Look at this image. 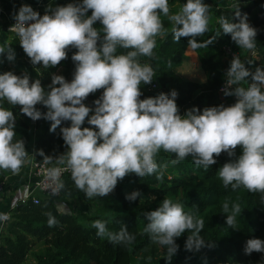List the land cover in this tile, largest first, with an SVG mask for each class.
Returning <instances> with one entry per match:
<instances>
[{
    "label": "clouds",
    "instance_id": "obj_1",
    "mask_svg": "<svg viewBox=\"0 0 264 264\" xmlns=\"http://www.w3.org/2000/svg\"><path fill=\"white\" fill-rule=\"evenodd\" d=\"M234 15L237 22L220 17V29L239 49L254 52L257 30L238 7ZM161 16L172 25L174 42L190 38L189 47L204 46L196 40L209 27V5L203 0H186L174 13L169 0H81L55 8L50 4L43 16L29 5H22L15 14L11 30L33 66L56 67L68 58L69 48L76 49L71 57L75 64L72 80L53 74L48 91L40 80L31 81L27 74H0V103L19 106L33 121H50L51 132L70 122V126L60 128L67 151L55 157L57 166L47 173L55 184L51 189L54 195L65 187L62 171H67L75 188L91 200L108 196L129 174L152 176L169 163L176 165L188 157L207 170L222 153L236 157L217 171L225 188L264 193V67L253 72L239 56L233 57L222 89L226 97L236 98L230 106L221 104L202 111L193 107L181 116L175 90L141 99V85H150L155 72L140 58H152L156 38L169 32ZM97 22L99 29L94 27ZM118 49L125 51L118 53ZM0 55L9 62L15 60L11 46L0 47ZM98 90L103 91L94 108L87 106L84 101ZM38 104L47 111H39ZM15 122L13 111L0 106V170L13 174L19 173L28 157L24 140L15 139ZM85 122L89 127H83ZM237 148L241 150L238 157ZM161 151L174 159L158 164L156 157ZM39 155L45 163L53 160L43 151ZM161 175H157L158 180ZM140 196L139 191H133L125 198L132 202ZM222 213L226 214V224L236 228L240 204L230 209L225 201ZM45 215L48 227L58 223L51 212ZM144 218L147 223L142 234L166 249V264L178 251L176 239L185 232L189 233L186 250H199L205 244L200 235L204 219L186 213L180 202L166 197ZM9 219L8 213H0V223ZM107 224L102 220L92 223L97 237L107 238L113 245L134 242L136 237L126 225L112 232ZM253 252L264 253V240H247L245 253Z\"/></svg>",
    "mask_w": 264,
    "mask_h": 264
},
{
    "label": "trees",
    "instance_id": "obj_2",
    "mask_svg": "<svg viewBox=\"0 0 264 264\" xmlns=\"http://www.w3.org/2000/svg\"><path fill=\"white\" fill-rule=\"evenodd\" d=\"M80 2L67 0L65 5ZM184 2L186 0H169L171 12L178 11L179 5ZM244 3L238 10L242 16L251 15L249 24L257 30L254 54L239 49L230 35L223 34L220 29L218 20L222 16L237 22L234 15L236 9L226 3H212L211 28L203 36L196 37L197 42L204 45L197 48L189 47L190 38L174 42L170 32L172 25L166 17L161 16L169 32L156 38L152 58H140L141 63L150 64L155 72L150 85H141L140 98L156 97L175 90L181 116L193 107L202 111L205 107L234 104L236 98L226 97L221 88L222 75L230 65L225 47L236 51L245 67L251 71L264 67V0H245ZM88 15H91L90 11ZM6 23L3 22L0 28V47L7 49V46H11L15 60L9 62L5 55H0V74L8 71L18 76L27 74L31 81L40 80L45 91L49 90L53 74L62 75L69 82L72 80L75 64L71 57L76 49L69 48L68 58L56 67L45 69L42 65L33 66L20 47L19 38L5 28ZM94 27L99 29L101 25L97 22ZM187 47L196 52L205 74L203 80L185 79L176 70L184 59L183 52ZM123 51L118 49V53ZM58 69H61L60 72H57ZM102 91L89 95L84 103L94 108V101L102 95ZM0 106L13 111L16 118L15 139L24 140L28 155L32 151L33 160H44L39 155L40 151L53 158L67 151L60 128L70 126V122H63L55 132H51L50 121L43 118L33 121L21 113L19 106H10L6 102L0 103ZM36 107L42 113L47 111L43 105ZM83 127H89L87 122ZM240 154L241 150L237 148L236 156ZM31 158L28 156L27 160ZM235 158L222 153L216 157L217 163L205 170L197 167L192 157H188L179 164L169 163L166 169H161L159 180L157 175L160 172L144 178L129 174L118 182L108 196L91 200L75 188L66 171L61 175L65 187L59 196H43L38 203L29 199L9 211L10 219L0 235V264H28V259L32 260V264H166V249L153 243L147 234H142L147 223L145 213L155 210L166 197L182 203L186 213L202 217L205 221L200 234L205 241L204 246L199 250H186L185 241L189 233L185 232L176 239L179 248L169 264H264V253H245L247 240H264V193H250L242 188L233 191L230 186L225 188L217 177L218 169ZM172 159V154L163 151L156 157L158 164L168 163ZM9 174L12 172L0 170V181ZM133 191H139L141 196L130 202L125 196ZM72 198L95 206L94 214H86L84 218L107 221V227L112 232H118L124 224L135 235L134 242L127 246L113 245L107 238L97 237L96 230L90 224L81 222L78 213L72 209L63 211L58 207L59 202L68 204ZM225 201L230 209L233 204H240L241 213L237 216L236 228L226 224V214L222 213ZM48 212L58 221L54 227L47 225L45 213Z\"/></svg>",
    "mask_w": 264,
    "mask_h": 264
},
{
    "label": "crops",
    "instance_id": "obj_3",
    "mask_svg": "<svg viewBox=\"0 0 264 264\" xmlns=\"http://www.w3.org/2000/svg\"><path fill=\"white\" fill-rule=\"evenodd\" d=\"M66 2L67 0H0V28L3 22H8L14 18L15 14L18 13L22 5H29L32 9L39 5L44 9H48L50 4L53 8H55L56 6H65ZM28 156L30 159L32 151ZM29 165L30 162L29 164L27 162L21 168L19 173L9 174L4 179L5 191L0 195V213L9 212L12 205L17 200L18 195L23 192L27 181L32 179ZM75 199L76 198H72V200H69L70 203L68 204L65 201L59 202L58 207L63 211H69L72 209V211L79 213L76 211V208L79 209L80 205L76 207V205L73 204V200Z\"/></svg>",
    "mask_w": 264,
    "mask_h": 264
},
{
    "label": "built area",
    "instance_id": "obj_4",
    "mask_svg": "<svg viewBox=\"0 0 264 264\" xmlns=\"http://www.w3.org/2000/svg\"><path fill=\"white\" fill-rule=\"evenodd\" d=\"M242 1H244V0H242ZM33 10L40 13V15L43 16L46 13L47 9H44L38 5L37 7L33 8ZM0 12H1V8H0ZM15 22L16 21L14 18L11 19L10 21H8L5 24V28L11 32H14L11 30V27L15 24ZM225 53H226V56L228 57V59L230 60V62L234 56H239V54L236 51H233L230 47H225ZM251 54H254V52H251ZM229 67H230V65L227 66L226 70ZM226 70L224 71V73L222 75L221 88H223L224 84H225V72H226ZM152 86L154 87V83L152 84ZM56 166L57 165L55 164V158H53L51 163H45L44 160L36 161V160H33L31 158L29 167H30L32 179L27 181L23 192L18 195L17 200L12 205L11 209L15 208L18 204L27 202L29 199H31L34 203H38L40 198L43 196H55V197L59 196L60 192L55 194V195L52 193L51 189H52V187L55 186V184L51 179L48 178V175H47L48 169H50L52 167H56ZM64 172H66V171H62V174ZM4 181L5 180L0 181V195L5 191ZM7 213L9 214L10 212H7ZM6 224L7 223H0V235L2 234L3 230L5 229Z\"/></svg>",
    "mask_w": 264,
    "mask_h": 264
},
{
    "label": "rangeland",
    "instance_id": "obj_5",
    "mask_svg": "<svg viewBox=\"0 0 264 264\" xmlns=\"http://www.w3.org/2000/svg\"><path fill=\"white\" fill-rule=\"evenodd\" d=\"M203 2L205 4H208L209 5V16H210V19H209V27L211 28V22H212V12H211V5L213 2H220L222 4H227V5H230V7H233V8H237L240 9L242 6H244V1H240V0H203ZM185 3V2H184ZM183 3V4H184ZM179 5L180 7L183 5ZM251 20V15H249L247 17V22L249 23ZM208 27V28H209ZM187 47L186 49H184V59L181 63V65L176 68V70L178 71L179 73V76H183V78L185 79H190V80H203L204 79V72L202 71V69L200 68V64L198 62V58H197V55H196V52L193 51L191 48ZM61 70V69H60ZM60 70L58 69L57 72H60ZM29 159L27 160L28 164H29ZM26 162V163H27ZM25 163V164H26ZM72 204V203H71ZM73 204L76 205V207H78L79 205V209L76 208V211L79 212L78 215H79V218L81 220V222L85 223V224H90L92 225V223L97 220V218H94V219H87V218H84V216L87 214V216H90L92 214H94V211H93V208H95V206H93V204H89L87 202H81L78 198H76L75 200H73ZM72 204V205H73ZM91 210V212H90ZM27 263H32V260L31 259H28L27 260Z\"/></svg>",
    "mask_w": 264,
    "mask_h": 264
}]
</instances>
